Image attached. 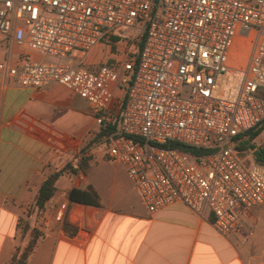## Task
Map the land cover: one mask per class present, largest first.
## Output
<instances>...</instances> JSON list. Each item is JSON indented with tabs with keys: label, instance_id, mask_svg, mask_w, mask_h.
Wrapping results in <instances>:
<instances>
[{
	"label": "built area",
	"instance_id": "obj_1",
	"mask_svg": "<svg viewBox=\"0 0 264 264\" xmlns=\"http://www.w3.org/2000/svg\"><path fill=\"white\" fill-rule=\"evenodd\" d=\"M0 34L23 55L18 68L0 62L3 87L61 85L101 124L118 99L106 157L149 213L179 201L212 215L219 235L247 239L248 212L264 204V164L236 138L264 121V0H0ZM111 37L133 50L96 71L71 63L73 51L82 59Z\"/></svg>",
	"mask_w": 264,
	"mask_h": 264
},
{
	"label": "crops",
	"instance_id": "obj_2",
	"mask_svg": "<svg viewBox=\"0 0 264 264\" xmlns=\"http://www.w3.org/2000/svg\"><path fill=\"white\" fill-rule=\"evenodd\" d=\"M87 54L71 63L84 67ZM7 57L16 68L23 62L22 51L7 49L0 34V62ZM2 84L0 78V264L27 243L28 233L19 236V219L41 233L26 264H264V204L248 212L247 239L245 231L222 236L207 212L196 215L177 201L149 213L128 179L102 173L117 163L106 157L107 138L92 144L87 138L111 122L118 127V99L101 124L100 113L61 85L32 90L14 86L13 78ZM248 140L247 133L239 135L236 147L264 164V129L242 147ZM64 167L38 212L39 186ZM72 188L93 191L99 205L69 201Z\"/></svg>",
	"mask_w": 264,
	"mask_h": 264
},
{
	"label": "trees",
	"instance_id": "obj_3",
	"mask_svg": "<svg viewBox=\"0 0 264 264\" xmlns=\"http://www.w3.org/2000/svg\"><path fill=\"white\" fill-rule=\"evenodd\" d=\"M112 41H116V37H111ZM117 123L116 121L109 123L105 128H100V130L93 136L88 139V144H92L95 141L102 140L104 138H108L112 133L116 131ZM264 129V121L259 123L256 127L247 132V136L249 138L248 141H243L241 146L248 145L249 141L255 138L259 132ZM170 147L178 148L183 151H187L192 154L202 153V149H196L192 147H188L178 143H170ZM67 171V167H64L52 174H50L39 186L37 191V196L34 201V206L36 207L38 212H42L45 208V204L55 192V183L59 177L63 176V174ZM68 199L73 203L85 204L98 206V199L96 194L90 190H81L72 188L68 192ZM18 230L21 235V238L28 233V240L25 246L17 247L15 249L14 254L12 255L10 262L8 264H26L28 256L33 251L38 238L41 236V233L34 228L29 227V224L24 219H19Z\"/></svg>",
	"mask_w": 264,
	"mask_h": 264
},
{
	"label": "rangeland",
	"instance_id": "obj_4",
	"mask_svg": "<svg viewBox=\"0 0 264 264\" xmlns=\"http://www.w3.org/2000/svg\"><path fill=\"white\" fill-rule=\"evenodd\" d=\"M128 34L133 33L130 30H127ZM239 35H237L238 37ZM133 50V47L130 46V44L125 41L122 38L117 39L116 41L108 40L104 38L101 41L100 46H98L92 53L87 54V56L84 58V63L83 66L87 68L90 71H96L101 64L108 63L109 65H113L116 60L122 57L125 53V50ZM234 52H240L241 51V61L244 62L247 55H248V50L243 47L240 48L239 42L234 40L233 42V47H232ZM119 55V56H118ZM70 59H74L75 62H78L79 60L76 59V51H73L72 54L70 55ZM235 60V59H234ZM121 97V95H120ZM119 99L121 100V98ZM87 139H90L89 136ZM103 174H115L119 176L120 179L126 180L128 179L125 172L124 168L120 163H113L112 165H108L103 171ZM99 174V173H98ZM129 180V179H128ZM127 180V181H128ZM19 236L20 233H19Z\"/></svg>",
	"mask_w": 264,
	"mask_h": 264
}]
</instances>
